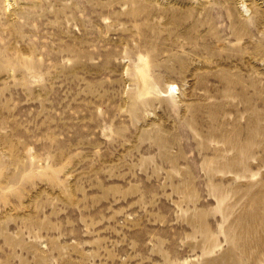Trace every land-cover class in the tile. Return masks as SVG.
<instances>
[{
	"label": "rangeland",
	"instance_id": "rangeland-1",
	"mask_svg": "<svg viewBox=\"0 0 264 264\" xmlns=\"http://www.w3.org/2000/svg\"><path fill=\"white\" fill-rule=\"evenodd\" d=\"M0 264H264V0H0Z\"/></svg>",
	"mask_w": 264,
	"mask_h": 264
}]
</instances>
